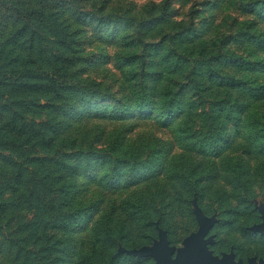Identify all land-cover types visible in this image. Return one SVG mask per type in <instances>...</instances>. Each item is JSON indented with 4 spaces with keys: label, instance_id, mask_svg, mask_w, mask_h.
Instances as JSON below:
<instances>
[{
    "label": "trees",
    "instance_id": "trees-1",
    "mask_svg": "<svg viewBox=\"0 0 264 264\" xmlns=\"http://www.w3.org/2000/svg\"><path fill=\"white\" fill-rule=\"evenodd\" d=\"M110 1L17 0L0 27V264H143L119 246L264 183V30Z\"/></svg>",
    "mask_w": 264,
    "mask_h": 264
},
{
    "label": "rangeland",
    "instance_id": "rangeland-1",
    "mask_svg": "<svg viewBox=\"0 0 264 264\" xmlns=\"http://www.w3.org/2000/svg\"><path fill=\"white\" fill-rule=\"evenodd\" d=\"M161 1L111 0L110 3L122 7L124 10L128 7L131 10H136L149 2L158 4ZM16 2L17 0H0L2 6L0 27L5 28L6 24L11 23L9 20L15 14L12 11L16 8ZM191 8L197 12L195 24L207 21L206 23L209 26L206 34L213 35L218 39L234 37L232 42L240 39L237 38L239 27L235 23L241 24L245 20L254 22L257 29L264 30V0H174L172 4V11L175 12L173 20H185L183 15ZM66 18L70 19V16L66 14ZM118 21L123 22L124 20ZM162 21L164 20H158L159 23ZM230 24L231 27H229ZM120 28L122 29L121 26ZM96 30L99 31L100 27L96 26ZM256 33L258 34L257 31ZM170 130L162 128L156 121L149 119L147 122H140L137 125L135 134L139 135V133L147 131L151 132L150 134L154 138L162 140V138L170 135ZM175 137L173 135V138ZM174 147L175 151L179 152V144H174ZM226 190H228V187ZM257 193L258 197L248 204L232 198L222 200L218 196L217 199L212 200L211 208L208 207L205 210L198 206L196 199H193L191 200L190 211L192 215L180 211L175 213L171 223L172 227L169 230L161 229L155 223L156 234L155 237H152L150 244L131 250L119 246L117 254L131 256L127 252L160 245L162 236L159 230L166 234L169 245L175 248L176 253L177 250L184 248L185 240L198 230V222L194 212L198 208L203 221L212 223L207 236H205L206 240H210L207 251L211 257L218 260L229 258L236 264H249L251 261L256 264L264 263V235L253 230V227L264 225L262 215V211H264V183L261 184L260 189H257ZM206 204L208 203L206 202ZM175 253L172 258L175 257ZM131 257L148 258V261L143 262V264H155L152 257Z\"/></svg>",
    "mask_w": 264,
    "mask_h": 264
},
{
    "label": "water",
    "instance_id": "water-1",
    "mask_svg": "<svg viewBox=\"0 0 264 264\" xmlns=\"http://www.w3.org/2000/svg\"><path fill=\"white\" fill-rule=\"evenodd\" d=\"M198 208L194 211L198 222V230L190 235L184 242V248L177 250L171 247L167 241L166 234L159 230L162 236L160 245H154L151 248H144L127 252L128 255L138 257H152L155 264H236L229 258L222 260L215 259L208 254L207 245L209 239H205L212 225L211 222L205 223L198 212ZM264 217V211H262ZM254 231H258L264 235V225L253 227ZM175 253V257L172 256ZM249 264H256L251 261ZM259 264H264L260 262Z\"/></svg>",
    "mask_w": 264,
    "mask_h": 264
}]
</instances>
